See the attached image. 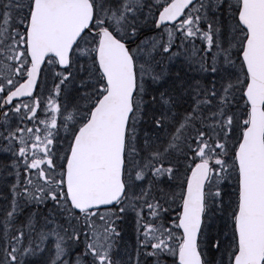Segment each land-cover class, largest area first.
I'll list each match as a JSON object with an SVG mask.
<instances>
[{
    "label": "snow or ice",
    "instance_id": "snow-or-ice-1",
    "mask_svg": "<svg viewBox=\"0 0 264 264\" xmlns=\"http://www.w3.org/2000/svg\"><path fill=\"white\" fill-rule=\"evenodd\" d=\"M0 264H264V0H0Z\"/></svg>",
    "mask_w": 264,
    "mask_h": 264
}]
</instances>
